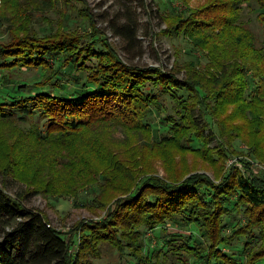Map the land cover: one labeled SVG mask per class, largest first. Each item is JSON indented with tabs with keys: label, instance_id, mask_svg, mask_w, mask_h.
Here are the masks:
<instances>
[{
	"label": "trees",
	"instance_id": "16d2710c",
	"mask_svg": "<svg viewBox=\"0 0 264 264\" xmlns=\"http://www.w3.org/2000/svg\"><path fill=\"white\" fill-rule=\"evenodd\" d=\"M2 1L7 5L0 8V18L10 14L7 22H14L8 37L0 38V82L14 84L19 92L13 90L9 99L0 101V133L9 123H22L24 128L7 133L16 139L1 154L6 160L0 161V264H94L92 258H98L105 245L135 264H173L176 257L184 261L175 264H191V259L197 264H264L261 171L237 155L246 169L231 165L218 182L201 172L167 179L144 175L138 164L130 166L112 156L108 130L142 131L150 139L158 115L168 130L155 145H171L209 162L231 156L237 150L236 139L222 130L227 125L220 117L225 109L232 105L239 113L251 112L248 119L252 115L261 121L253 106L264 103V41L244 20L242 9L244 3H255L256 19L264 26V0H206L197 9H161L166 2L160 0L157 10L166 24L161 33L184 37L191 46L192 58L176 64L188 70L183 79L175 69L126 62L98 33L91 11L86 17L96 28L92 33L67 30L58 35L49 30L41 36L22 20L44 1ZM136 13L125 4L122 17L109 18V27L132 58L144 53ZM23 68L40 70L41 80L35 85L23 82ZM18 139L30 141L25 142L28 153L17 149ZM215 140L219 148L212 152L208 145ZM35 142L55 147L38 153ZM44 160L49 169L40 166ZM120 170L129 182L128 197L114 203L101 220L78 222L71 233L27 207L26 194L14 197L5 188L9 179L31 183L49 171L47 180L62 177L67 192L80 196V204L104 208L107 190L121 189ZM87 184L91 187L86 189ZM83 190L88 195H81ZM167 224L190 227L191 233L168 232ZM159 227L165 243L145 250L146 233ZM238 242L241 249H234Z\"/></svg>",
	"mask_w": 264,
	"mask_h": 264
},
{
	"label": "rangeland",
	"instance_id": "374dc122",
	"mask_svg": "<svg viewBox=\"0 0 264 264\" xmlns=\"http://www.w3.org/2000/svg\"><path fill=\"white\" fill-rule=\"evenodd\" d=\"M42 1H44V6L41 4L39 6L32 7L30 12L27 13L28 15L25 17V20H22L24 23L29 24V26L35 27L40 32L41 36L46 34L49 30L58 35L60 33L65 34L67 30H71V34H74L75 32H80L82 34L83 32H87L90 34L94 29H96L93 27V25H90V21L88 17H86L88 11H91L92 15L93 13L96 15V22L94 21V24H96L97 31H99L98 33L102 35L104 34L108 38L109 42L117 48L126 62L137 65L161 66L164 69H175L179 79L186 77L188 70L186 71V69L181 65L176 64L192 58V56L189 54V49H191V46L184 37H171L161 33V30L166 28V24L163 22L159 10H157V4L160 0ZM164 1L166 2V6H163L162 4L161 9H171L174 6L184 7L185 5L194 8L196 7L197 9L200 8V5L206 0H188L186 4L180 0ZM125 4L131 6L132 10L137 11L136 14L140 20L139 40H141V43L143 44L144 53L143 55L135 58H132V55H129L123 51L122 46L124 43L122 42L121 38L116 36V34L109 27V18L117 16V14L118 16L122 17L120 11ZM2 5H7V1L4 3L2 0H0V8ZM243 6L242 13L244 20L250 24L259 39L264 41V26L256 19L255 9L257 5L255 3H244ZM8 8L10 7L6 6V9ZM170 9H168V11ZM68 14H71L69 20L67 19ZM7 16L10 17V14ZM6 17L4 18L5 20L0 18V38L8 37L9 29L11 28L10 25H12L11 23L14 22L11 20V23L7 22ZM182 50L183 52H181ZM196 54L199 53L196 52ZM176 57L178 60H176ZM203 61L206 62L205 59ZM23 70L24 73H21V75H25L23 82L29 83L30 85H35L36 82L41 80L42 72L40 70H36L35 68H32L31 70L23 68ZM195 72L196 71H192L190 73L195 74ZM12 86H14V88L16 87L14 84L10 86H4L0 82V101H6L9 99L14 91V93L19 92V90L13 89ZM254 104V112L260 115L261 121L257 120L252 115H248L251 117V119H248L247 114H250L251 112L246 111L245 113H239L241 110L238 109V111H236V107L232 105L228 106L221 114L220 117L227 122V125H223L222 130L226 136H230V139H236L233 144L237 150L234 152L235 154L232 153L231 156H226L225 159L222 158L219 162L206 161L196 153L178 151L176 147L171 145L167 147L155 145L154 140H158L168 130L167 127H164L161 124L158 115H154L153 131L150 139H147L144 132L142 131H137L138 133L134 134L127 132L125 133L122 130L113 131V128L108 129L112 131L110 132L112 135L110 146L112 145L114 150L112 156L117 161L125 162L130 166H137L138 164V167L141 169V173L144 175L157 176L163 179L170 178L172 175L188 176L192 173L201 172L210 176L214 181L218 182L221 175L226 172L231 165L236 167L238 170L244 171V169H246L247 166L239 158L247 160L249 163H251V166L255 171L259 170L261 171L260 173L264 174V103L257 102ZM259 122L261 123L259 124ZM257 124L259 125L256 126ZM257 127H259V129ZM23 128L24 124L22 123H9L1 131L0 161L4 160L5 162L6 158H2L1 154L8 145L12 146L14 140L16 139L14 136H9L7 133L18 132L19 129ZM238 132L241 134L238 135ZM237 136H241L242 138L245 137L246 139L244 141L241 137ZM25 142L30 141H20V139H18L17 149L21 152L28 153L27 150L29 147ZM217 143L220 142L215 140L210 143V145H208L209 148H211L210 151L216 152V150L219 148ZM40 146L42 145L36 144V142L33 145L38 153H42L44 148L49 149L51 147H55L53 144H46L42 147ZM33 147L31 146L30 148ZM63 153L67 154L66 151ZM237 155L240 157H235ZM7 158H9V156ZM33 158L40 159V157L35 156H33ZM96 161H98L97 158ZM39 164L45 170L46 168H50V164H47L45 160L39 162ZM47 172L42 171L40 174L36 175L34 177L35 180H32L31 183H22L23 180H17V182L13 179H9L8 182H6L5 188L7 192L14 197H17L18 193L26 194L25 198H23L24 204L29 208L43 212L48 222L63 232L71 233L72 230L78 227V222L83 220H101L105 215H107V212H109V209L114 203L120 199L128 197V192L125 190L129 186V182L128 179H126V176H123L122 170L117 171L119 178L117 181L119 182L120 188L122 190H107V204L104 205V208L102 206L95 209H90L88 206L80 204L79 195L68 193L67 182L62 177L60 179L57 178L56 180L53 179L55 183H53L52 180H47L45 177V175L48 174ZM82 174L84 175V178L91 180L92 177L88 174V172H82ZM2 177L3 176L0 174L1 185L3 184ZM89 185L90 184H87L85 188H90L91 186ZM35 187H37L38 190H34ZM84 191L85 190L81 191V195H88L85 194ZM91 196L92 194L89 197ZM166 227L167 231L171 233H181L185 235L191 233L190 227H179L175 224H167ZM230 232L231 229L226 231V233ZM146 239L147 247L145 250H148V248L154 247L156 245H163L166 239L165 232L162 230V227H159L154 231H148L146 233ZM105 246L106 247L103 248V251L98 253V258L91 257L94 264H135L132 259L125 260V257L121 256L117 250L107 245ZM241 246V243L238 242L233 246V248L241 249ZM223 249L228 250L226 247ZM77 250L78 245L76 244L73 252H76ZM178 259L184 261L183 258L176 257L173 259V264H175L176 261H179ZM179 264L182 263L179 262ZM191 264L197 263L194 262V259H191Z\"/></svg>",
	"mask_w": 264,
	"mask_h": 264
}]
</instances>
